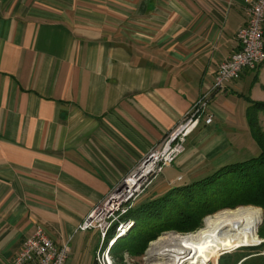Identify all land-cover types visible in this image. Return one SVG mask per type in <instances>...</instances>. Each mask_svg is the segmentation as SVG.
I'll use <instances>...</instances> for the list:
<instances>
[{
    "label": "crops",
    "instance_id": "1",
    "mask_svg": "<svg viewBox=\"0 0 264 264\" xmlns=\"http://www.w3.org/2000/svg\"><path fill=\"white\" fill-rule=\"evenodd\" d=\"M251 1L0 0V264L37 226L67 264H94L97 231L78 225L209 90ZM262 87L264 61L214 92L212 122L166 173L196 180L256 154L247 108Z\"/></svg>",
    "mask_w": 264,
    "mask_h": 264
},
{
    "label": "built area",
    "instance_id": "2",
    "mask_svg": "<svg viewBox=\"0 0 264 264\" xmlns=\"http://www.w3.org/2000/svg\"><path fill=\"white\" fill-rule=\"evenodd\" d=\"M236 38L238 48L218 64L209 90L202 93L175 126L142 156L135 170L125 174L92 206L78 225L79 230H96L100 237L94 264H113L111 245L121 236L123 226L128 228L132 224V220L125 217L128 210L145 187L183 152L188 133L200 122H212L208 111L211 95L238 78L242 71L255 70L264 61V0H252L248 4L245 21L236 31ZM146 162L152 164L151 172L141 169ZM120 195L122 200L117 202ZM68 254L67 244H55L45 230L37 226L15 254L12 264H67Z\"/></svg>",
    "mask_w": 264,
    "mask_h": 264
},
{
    "label": "trees",
    "instance_id": "3",
    "mask_svg": "<svg viewBox=\"0 0 264 264\" xmlns=\"http://www.w3.org/2000/svg\"><path fill=\"white\" fill-rule=\"evenodd\" d=\"M249 101L247 121L250 134L259 148L258 153L243 160L226 163L198 180L173 186L163 195L139 207L133 206L128 210L126 219L135 213L142 215L151 212L154 214V222L144 227V231L136 236V241L128 245L127 251L140 253L142 247L163 230L185 232L197 229L202 225V217L222 207L234 208L245 204L259 206L263 211L264 222V130L258 116L261 113L264 120V101ZM174 197H178L181 208H166L165 203L173 201ZM158 204L160 206H155ZM139 217L134 218V226ZM255 236L258 237L257 234Z\"/></svg>",
    "mask_w": 264,
    "mask_h": 264
},
{
    "label": "rangeland",
    "instance_id": "4",
    "mask_svg": "<svg viewBox=\"0 0 264 264\" xmlns=\"http://www.w3.org/2000/svg\"><path fill=\"white\" fill-rule=\"evenodd\" d=\"M257 92L258 93L261 92L264 95V87H262L260 90H257ZM250 93H252V92L246 91V96L251 95ZM246 96H245V94L241 95L243 100H246ZM258 116H259L261 128L264 130V120H263L262 114L259 113ZM198 126L199 125H197L194 129H192L188 133V135L186 136L185 141H184V150H183V152L185 151L187 137L190 136V134H192L197 129ZM249 131H250V129H249ZM256 154H252V155L251 154H247L248 156H246V157H251V156L256 155ZM177 158L175 159V161L177 160ZM168 166H170V165H168ZM168 166L164 167L163 171L159 174V176L156 179L153 180V182L150 184V186L146 189V191L143 194H145L148 190H150L151 187H153L157 181L163 180L164 176H166V175H169V176H172V177L176 176V174L178 172L176 168H171V170H169V172L166 173V167H168ZM210 173L211 172H209V174ZM183 176L184 177H183V179L181 181H179L180 178H181L180 175L175 177L177 181H175L174 184H172L169 188H171L173 186H179V185H182V184L183 185L184 184H188V183H185V182H188V181H191V182L195 181V180H191V175H183ZM196 180H198V179H196ZM169 188H167V190ZM143 194L140 197H142ZM163 194H160V195L156 196V198L161 196V195H163ZM140 197H139V199H140ZM142 198H144V197H142ZM174 198L175 199L173 201H170L169 203L168 202L165 203V207L166 208H168V209H172V208L179 209V208H181V206L179 205L180 201H179L178 197H177V199H176V197H174ZM150 200H152V199H150ZM155 206H160V204L155 205ZM240 206H253V207H256V208L260 209L262 217H261V222L258 225L257 231L255 233H253V234H247L246 235L249 238H260V242H258V241L257 242H239L238 246H237V242H230V243L225 244V245H215V246H213L212 249L207 251V255L209 257V260L207 262H205V263H188V262H184V264H264V222H263V211H262L261 207H259V206L247 205V204L238 205V206H236L234 208H237V207H240ZM234 208L222 207V208L217 209L213 213L205 215L204 217H202V225L199 228L194 229L192 231H185L184 232V231H177V230H174V229L163 230V231L160 232V234L157 237H155L152 240H149L145 244V246L142 247L143 248V249H141L142 251L140 253H137V254H134L133 252L127 251V247H128L129 244H131L132 242L136 241L135 240L136 236L138 234H141L144 231V227L145 226H148V225H150V224H152L154 222V214L151 213V212H148V213H142V215L141 214L136 215V213H135L132 216L133 222H134L135 219H137V217H139L141 215L138 218V220H137V225L134 226V224L133 225L131 224L132 226L129 228V231L124 233L123 236L121 237V239H118L117 241H114L112 243V245H111L110 251H111V254H112L113 264H148V263L149 264H152V263L154 264L155 262H160V261H162V258L160 256L155 258V256L151 255L150 254L151 252H149V248L151 247L150 243L152 241L157 240L159 237L168 238L169 239V238H172L174 236L182 237V236H186V235L192 234V233L196 232L197 230H199L201 227L204 226V220H205V218L207 216L212 215V214H214L216 212H219L221 210H224V209H234ZM163 209H161V211ZM256 234L258 235V237L255 236ZM95 239H96V244L95 245H98L99 242H100V237H99V235L97 233H95ZM219 248H222V250L218 251ZM150 258L152 260H150Z\"/></svg>",
    "mask_w": 264,
    "mask_h": 264
},
{
    "label": "bare ground",
    "instance_id": "5",
    "mask_svg": "<svg viewBox=\"0 0 264 264\" xmlns=\"http://www.w3.org/2000/svg\"><path fill=\"white\" fill-rule=\"evenodd\" d=\"M151 166V163L146 162L142 165L141 169H146L147 172H151ZM136 167L135 165L131 168L127 174L135 170ZM141 169L139 171H141ZM158 176L159 175L154 179ZM148 187H145L144 192ZM122 197L123 196L120 195L117 202H120ZM261 217L260 209L253 206L224 209L207 216L204 220V226L192 234L182 237L174 236L169 239L159 237L157 240L152 241L150 243L151 247L149 248V252H151L150 254L154 255L155 258L159 256L162 258V261L155 262L154 264H184V262L205 263L209 260L207 251L212 249L215 245L237 242L238 246L239 242H260V238H249L246 235L253 234L257 231L258 225L261 222ZM131 226L132 225L127 228V226L124 225L121 236H123ZM220 250H222V248L218 249V251ZM150 260L152 259L150 258Z\"/></svg>",
    "mask_w": 264,
    "mask_h": 264
}]
</instances>
